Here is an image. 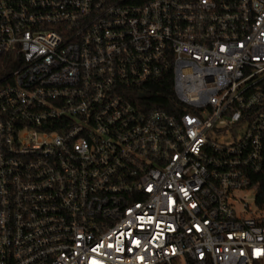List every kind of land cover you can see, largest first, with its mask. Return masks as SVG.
Instances as JSON below:
<instances>
[{
  "label": "built area",
  "instance_id": "built-area-1",
  "mask_svg": "<svg viewBox=\"0 0 264 264\" xmlns=\"http://www.w3.org/2000/svg\"><path fill=\"white\" fill-rule=\"evenodd\" d=\"M0 264H264V0H0Z\"/></svg>",
  "mask_w": 264,
  "mask_h": 264
},
{
  "label": "trees",
  "instance_id": "trees-1",
  "mask_svg": "<svg viewBox=\"0 0 264 264\" xmlns=\"http://www.w3.org/2000/svg\"><path fill=\"white\" fill-rule=\"evenodd\" d=\"M155 89H158V87ZM162 90H163V94L153 96L152 100L157 102V103L165 104V106H173V107L176 106L178 102H177V99L174 95V92H173V89L171 86V82L166 81L163 84Z\"/></svg>",
  "mask_w": 264,
  "mask_h": 264
},
{
  "label": "rangeland",
  "instance_id": "rangeland-1",
  "mask_svg": "<svg viewBox=\"0 0 264 264\" xmlns=\"http://www.w3.org/2000/svg\"><path fill=\"white\" fill-rule=\"evenodd\" d=\"M246 198L248 199L249 198V195H246Z\"/></svg>",
  "mask_w": 264,
  "mask_h": 264
}]
</instances>
